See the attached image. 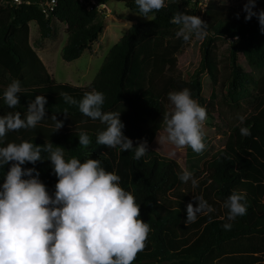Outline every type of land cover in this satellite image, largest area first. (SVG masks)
Listing matches in <instances>:
<instances>
[{
  "label": "trees",
  "instance_id": "1",
  "mask_svg": "<svg viewBox=\"0 0 264 264\" xmlns=\"http://www.w3.org/2000/svg\"><path fill=\"white\" fill-rule=\"evenodd\" d=\"M31 1L34 4L18 7L0 5V72L7 76L8 84L19 79L23 86L32 78L40 84L22 88L21 104L14 109L8 108L0 98V115L19 111L24 118L29 102L39 95L46 96L48 111L46 119L35 128L9 132L3 146L24 140L41 146L52 142L64 147L66 159H99L107 171L119 175L121 186L141 204V218L152 231L144 250L137 254L133 264H264L263 244L248 248L232 247L233 243L245 239L264 240V97L253 116L242 125L250 127L251 135L242 136L239 127L234 126L225 148L203 165L201 153H195L190 147L184 169L176 161L151 149L155 137L164 127L162 122L165 112H168V93L181 86V82L171 76L155 78L152 73L157 58L182 45H176L180 41L176 35L180 26L170 22L174 14L187 12L198 15L207 23L198 72L213 81H216L218 73L216 43L218 39L232 40L230 61L233 75L229 95L233 101H237L243 83L249 78L239 64V57L243 56L256 70H264V32H261L257 18L247 21L246 13L220 5L216 0H210L212 7L205 11L193 9L202 0H197L194 6L193 0H166V7L150 13L148 18L142 17L147 20L134 24L111 48L88 87H78L58 83L47 73L30 43V24L37 25L40 38L49 39L53 34V20L65 23L68 40L62 49V58L71 63L80 59L102 34L104 22L99 10H88L77 0H58L55 11L46 16L37 4L43 0ZM98 1L105 5L110 0ZM115 1L140 15L134 0ZM262 8L264 3L257 10ZM6 87L0 86V97ZM93 89L104 93L105 112L121 113L125 135L134 141V146L138 142H147L149 152L144 157L136 160L134 150L122 152L98 144L97 133L106 125L84 116L77 105L66 103L60 95L68 93L80 101L85 92ZM191 89L197 99L203 100L204 85L198 76L192 81ZM52 115L64 122L57 132ZM76 128L88 133L91 141L88 147L79 145ZM42 156L47 158V153H42ZM24 167H36L49 191H55L57 177L49 160ZM9 168L7 165L0 169V184ZM182 170L193 173L198 187L193 189L191 181L184 183L180 180L178 174ZM234 191L244 194L248 211L232 222L231 230H225L223 225L228 222V210L223 203ZM194 195H202L214 211L198 215L196 222L187 224L188 203L198 206Z\"/></svg>",
  "mask_w": 264,
  "mask_h": 264
},
{
  "label": "clouds",
  "instance_id": "2",
  "mask_svg": "<svg viewBox=\"0 0 264 264\" xmlns=\"http://www.w3.org/2000/svg\"><path fill=\"white\" fill-rule=\"evenodd\" d=\"M134 2L140 15L146 18L166 7V0ZM243 12L247 21L256 17L264 32V8L257 10V0H248ZM170 22L180 26L176 35L185 43L193 38L203 39L207 34V23L198 15L178 11ZM22 91L21 81L15 79L0 98L8 108L14 109L21 104ZM60 95L66 103L77 105L84 116L106 125L97 133L98 144L122 152L134 150L136 160L149 152L146 141L134 146V141L125 135L120 112L103 110L106 100L103 92L96 89L85 92L80 101L68 93ZM168 99L173 110L164 114L166 136L163 138L178 148L203 152L206 108L187 88L170 91ZM47 103L46 96L39 95L29 102L24 118L19 111L0 115V169L10 165L0 184V264H133L145 248L150 227L141 218V204L121 186L119 175L107 171L99 159H66L64 147L52 142L41 146L24 140L3 146L9 132L35 128L45 120ZM64 114L68 115L66 110ZM51 119L55 121V132L64 126L56 115ZM238 121L240 134L250 136V127L242 126L245 116H238ZM75 134L79 145H90L86 131L76 128ZM42 153H47V158ZM44 160L50 161L57 177L54 192L41 180L36 167H24ZM178 175L184 183L191 181L193 189L198 187L190 171L182 170ZM193 199L198 206L188 203L187 224L196 222L198 215L214 211L202 195H194ZM244 201V194L235 191L224 201L223 207L228 210L225 230H231L232 222L247 214Z\"/></svg>",
  "mask_w": 264,
  "mask_h": 264
},
{
  "label": "rangeland",
  "instance_id": "3",
  "mask_svg": "<svg viewBox=\"0 0 264 264\" xmlns=\"http://www.w3.org/2000/svg\"><path fill=\"white\" fill-rule=\"evenodd\" d=\"M12 0H2L1 6L11 5ZM45 1V0H43ZM197 0L191 3L194 6ZM220 5L235 8L243 11V6L248 0H216ZM264 0H257V7H261ZM210 0H202L194 10L205 11L211 9ZM100 18L104 22V30L98 40L90 44L83 56L71 63L65 62L62 58V49L67 43V26L57 20L53 22V34L49 39L40 38V33L36 24H30V43L40 59L43 61L47 73L58 83H69L78 87H88L99 73L111 48L117 44L129 29L139 21L147 20L138 13H134L125 7L123 3L110 0L99 9ZM176 45H182L179 49L164 54L157 58L153 66V76L160 78L168 75L176 81L181 82L180 89L185 88L191 91L195 98L207 110V119L203 124L204 142L206 148L200 155V162H204L218 152L223 150L228 142L232 128L236 126L238 116H245V120L255 113L261 99L264 97V70H256L246 61L243 56L239 57V64L243 71L249 76L248 81L243 83V87L237 96V101H233L229 95V87L232 80L233 68L230 61L231 39H218L215 53L218 60V73L216 81L208 78L206 74L199 73L202 62L201 46L206 39L193 38L190 42L184 40ZM177 50V51H176ZM169 60V61H165ZM33 76V75H32ZM198 76V80L204 85L203 100L195 97L191 89L192 81ZM34 77H37L34 75ZM40 82L33 78L27 81L22 88L34 87ZM44 84V83H43ZM8 85L7 76L0 72V86ZM168 112L173 110L170 101L167 102ZM159 136V140H158ZM166 133L163 129L157 134L151 149L161 156L176 161L183 169L188 159V147L178 148L163 137ZM152 231L149 232L148 236ZM148 241V238L147 240ZM261 243L264 240L245 239L233 243L232 247L248 248ZM229 250V249H226Z\"/></svg>",
  "mask_w": 264,
  "mask_h": 264
},
{
  "label": "built area",
  "instance_id": "4",
  "mask_svg": "<svg viewBox=\"0 0 264 264\" xmlns=\"http://www.w3.org/2000/svg\"><path fill=\"white\" fill-rule=\"evenodd\" d=\"M79 1L83 6H85L88 10H93L94 8H101L102 5L99 4L98 0H77ZM33 1L31 0H12L11 6H20L23 4H32ZM58 0H45L41 1L37 4L41 6L42 12L46 16H50L57 6ZM34 4V3H33Z\"/></svg>",
  "mask_w": 264,
  "mask_h": 264
},
{
  "label": "crops",
  "instance_id": "5",
  "mask_svg": "<svg viewBox=\"0 0 264 264\" xmlns=\"http://www.w3.org/2000/svg\"><path fill=\"white\" fill-rule=\"evenodd\" d=\"M54 21H55V19L53 20V22H54ZM53 22H52V23H53ZM65 25H66V24H65Z\"/></svg>",
  "mask_w": 264,
  "mask_h": 264
}]
</instances>
